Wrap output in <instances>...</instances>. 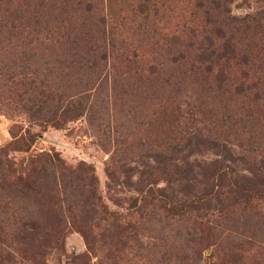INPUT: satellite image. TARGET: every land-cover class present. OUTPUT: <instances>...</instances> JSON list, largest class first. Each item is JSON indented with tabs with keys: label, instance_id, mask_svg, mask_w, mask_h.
Masks as SVG:
<instances>
[{
	"label": "rangeland",
	"instance_id": "374dc122",
	"mask_svg": "<svg viewBox=\"0 0 264 264\" xmlns=\"http://www.w3.org/2000/svg\"><path fill=\"white\" fill-rule=\"evenodd\" d=\"M83 1L0 0V264H264V20L216 79L187 1Z\"/></svg>",
	"mask_w": 264,
	"mask_h": 264
},
{
	"label": "trees",
	"instance_id": "16d2710c",
	"mask_svg": "<svg viewBox=\"0 0 264 264\" xmlns=\"http://www.w3.org/2000/svg\"><path fill=\"white\" fill-rule=\"evenodd\" d=\"M182 1H187L186 3L190 5V18L181 21L178 32L169 35L170 42L179 47L176 51L179 59L186 55L185 48L193 50V57L200 65L202 64L201 67L204 71H210L214 65H220L215 71L216 79L223 76L226 67H229V59H235L237 62L239 60L242 64L246 63L247 54L238 51L235 35L240 36L246 28L263 25L261 21L264 20V6L242 16H236L229 12V3L234 0ZM83 2L87 9L92 5L90 0ZM163 2L162 0L136 1L135 8L143 18L142 24L148 20L149 16L158 15L160 8L164 5ZM121 46L125 50L124 57L137 55L135 49L128 48L126 50L124 44ZM98 56L105 61L107 54L100 52ZM262 72L261 78L248 75V73L243 74L239 86H243L245 90L238 91H254V96H258L260 91H264V89H258L260 86L264 88V71L262 70ZM252 87L257 89H251ZM257 174L254 173L260 180L256 181L255 185L259 184L258 187L264 193V177Z\"/></svg>",
	"mask_w": 264,
	"mask_h": 264
}]
</instances>
